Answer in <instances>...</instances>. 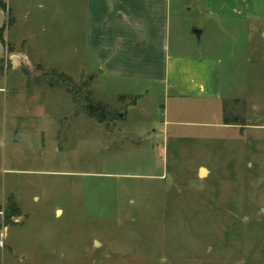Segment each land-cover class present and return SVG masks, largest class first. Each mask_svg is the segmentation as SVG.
Returning a JSON list of instances; mask_svg holds the SVG:
<instances>
[{
  "label": "rangeland",
  "instance_id": "1",
  "mask_svg": "<svg viewBox=\"0 0 264 264\" xmlns=\"http://www.w3.org/2000/svg\"><path fill=\"white\" fill-rule=\"evenodd\" d=\"M82 3L0 0V199L22 214L3 264H264V21L171 0L170 48L221 61V99L182 97L172 124L162 86L95 68ZM86 98L106 104L101 124Z\"/></svg>",
  "mask_w": 264,
  "mask_h": 264
},
{
  "label": "crops",
  "instance_id": "2",
  "mask_svg": "<svg viewBox=\"0 0 264 264\" xmlns=\"http://www.w3.org/2000/svg\"><path fill=\"white\" fill-rule=\"evenodd\" d=\"M180 2L183 8L193 4L206 18L223 23L264 21V0ZM82 17L85 24V46L94 60L95 68L106 79H113V82L131 83L126 88L140 90L141 86L145 89H151L154 85L162 86L163 91L167 92L168 104L163 107L168 119L166 122L181 123L176 112L182 97L205 101L221 99L220 59L210 55L184 54L177 48H170L171 0H83ZM92 72L94 69L88 70L89 74ZM136 83L144 84L138 86ZM148 89L145 92H150ZM136 90L133 94H122L119 98L124 96L132 101L134 97L138 99L143 93H135ZM170 95L174 102L171 104ZM235 102H241V99H235ZM195 111L204 112V109L197 108ZM66 114L70 120L73 119L72 122L87 118L85 113L71 115L69 111ZM228 122L225 125L240 126L235 121ZM70 126L72 123L68 125L71 129ZM121 129L122 133L125 132L124 128ZM126 133L129 134L128 131ZM5 201L6 197L0 199V204L3 205ZM9 227L2 228V239H5ZM4 243L3 249L7 246ZM0 264H3L1 258Z\"/></svg>",
  "mask_w": 264,
  "mask_h": 264
},
{
  "label": "trees",
  "instance_id": "3",
  "mask_svg": "<svg viewBox=\"0 0 264 264\" xmlns=\"http://www.w3.org/2000/svg\"><path fill=\"white\" fill-rule=\"evenodd\" d=\"M1 8H5V4L0 5ZM121 99H125L124 96L120 97ZM136 97L133 98V101H136ZM86 105L85 110L89 117H96L99 122H102L105 117H107L105 112L106 110V104L102 101H95L92 98H86ZM228 120H225V123ZM20 207L14 197L13 194H8L6 197L5 203L2 205L0 204V233L3 227L5 226H12L16 225L17 222L14 220L15 218L20 217L21 211ZM1 249V248H0Z\"/></svg>",
  "mask_w": 264,
  "mask_h": 264
},
{
  "label": "water",
  "instance_id": "4",
  "mask_svg": "<svg viewBox=\"0 0 264 264\" xmlns=\"http://www.w3.org/2000/svg\"><path fill=\"white\" fill-rule=\"evenodd\" d=\"M5 18H6L5 12L2 9H0V30L4 25ZM194 31H195L194 33H196L197 36L200 34V30H194ZM3 55H4V48L2 44L0 43V58L3 57ZM204 173H205V169L202 168L200 170V174L202 175Z\"/></svg>",
  "mask_w": 264,
  "mask_h": 264
},
{
  "label": "built area",
  "instance_id": "5",
  "mask_svg": "<svg viewBox=\"0 0 264 264\" xmlns=\"http://www.w3.org/2000/svg\"><path fill=\"white\" fill-rule=\"evenodd\" d=\"M4 246V241L2 239V233L0 234V248H3Z\"/></svg>",
  "mask_w": 264,
  "mask_h": 264
}]
</instances>
